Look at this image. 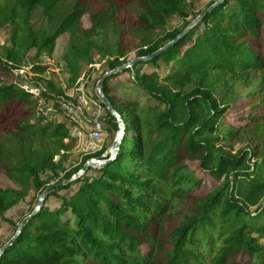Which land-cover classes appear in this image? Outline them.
Masks as SVG:
<instances>
[{"label":"trees","instance_id":"trees-1","mask_svg":"<svg viewBox=\"0 0 264 264\" xmlns=\"http://www.w3.org/2000/svg\"><path fill=\"white\" fill-rule=\"evenodd\" d=\"M220 1L167 51L106 79L105 95L126 126L116 157L57 188L50 197L60 208L32 209L9 244L21 223L5 214L32 190L40 198L51 187L42 173H55L61 184L107 150L67 171L75 150L69 127H42L38 99L71 92L98 57L113 71L131 53L133 60L151 56L207 10L189 20L187 0H0V33L7 29L9 43L0 50L1 70L28 71L35 51L28 81H41L49 67L38 57L51 62L70 35L62 57L68 88L51 80L50 92L0 81V171L17 187H0V222L14 229L0 247V264H264V0ZM173 17L182 29L160 37ZM106 37L113 43L102 44ZM127 75L131 87L119 81ZM237 89L242 95L230 99ZM225 127L251 148L228 153L217 136ZM74 186L71 196L59 195ZM184 206L190 213L164 247L157 244L165 218Z\"/></svg>","mask_w":264,"mask_h":264},{"label":"rangeland","instance_id":"rangeland-1","mask_svg":"<svg viewBox=\"0 0 264 264\" xmlns=\"http://www.w3.org/2000/svg\"><path fill=\"white\" fill-rule=\"evenodd\" d=\"M216 1H219V0H187L188 4L190 5V14H191L189 20H192L200 12L207 10L209 6ZM85 24L89 25L88 18H85ZM182 27H183L182 21H180L176 17H173L169 19L168 25L166 26V30L159 31L158 35L160 37H164L167 31L181 30ZM6 33H7V29H5L4 31L0 33V50L3 46L9 45L6 39ZM69 37L70 35L68 34V35L63 36L60 39L56 52L53 55V59L51 62L48 61L47 57H45L44 55L38 57L37 64H40V65L48 64V67H49L47 73L40 76L41 81L33 82V83H30V81H28V79H31V77H34V74L30 73L29 70L33 66L32 60L36 57L35 51L30 52L29 55L27 56L26 68L29 72L24 71L23 73L13 74V73H9V72H6L0 69V81L5 82L7 84L14 83V84H17L18 86L28 87L33 90H40L41 88H45L47 92H50L48 80H51L62 88H68L69 87L68 71L62 61V57L64 55V52L67 49ZM101 43L102 44H105V43L112 44L113 39L111 37H106L102 40ZM128 57L130 60H133L135 58V53L129 54ZM144 70L147 71L148 69L144 68ZM108 72L110 71H109L107 59H102L101 57H98L96 59V64L93 66V70L91 71V74L83 76L85 77V79L88 80L87 87L90 90V92H92V94H95L97 84L101 80L102 76ZM119 81L124 83L125 86L130 85L131 87L132 85V78L129 75L122 77ZM130 87H127V90H129ZM128 92L129 91H127V93ZM222 94L223 93H221V95ZM221 95L218 94L217 98L220 99ZM241 95H242L241 89H237V91L231 94L229 98L234 99V98L240 97ZM36 112H37V116L35 117V119L43 120V124L41 125L42 127H48L49 125L54 124L52 123L53 122L52 115L50 114L40 115L38 110H36ZM225 126L228 127L229 125H225ZM227 127L221 128L219 132L217 133V136H219L220 138L219 140H220L221 146H223L228 153L235 154L239 150L251 148L250 141L240 140L237 137H230V135H228L229 130L227 129ZM112 130H113L112 141H115V138L117 137V133L114 129ZM79 163H80V157L72 154L71 159L67 161L64 168L67 171H69V169H72L73 167H77ZM90 168L93 169L90 172V175H93L95 168L93 167H90ZM63 175L64 173L62 172L61 176ZM78 177H76V179ZM76 179L75 177H73L71 180H66L65 182L59 184V178L55 176V173L50 172V171H46L42 173V180L45 182V184L50 185L51 187L53 186L57 187V186L62 185L59 188H63L69 182H71L72 180H76ZM0 187L17 188L14 182L11 181L9 178H7L6 175H4L2 171H0ZM77 187L78 186H74L70 190H64L60 192L59 195L63 197H69L75 192ZM38 199H39V195L35 193L34 190H32L25 200L20 202L16 207H14L12 210L8 211L5 214V218L13 221L15 224H20L21 220L27 215H29L30 211L36 207ZM44 205H46L48 208L52 210H55V209L60 208L61 201L58 198L49 197L46 200ZM190 211L191 210L189 207L184 206V208L177 209L173 211V213L169 217H166L163 228L160 230L159 235L156 237V241L158 242L157 244H162L164 247V244L167 241V235L169 234V232L175 229L180 224L183 217L186 214L190 213ZM13 235H14L13 227L4 221H1L0 222V247L4 243L8 242L13 237ZM261 243L264 244V240H262ZM157 244L156 246L155 244L154 246L152 245V249L155 250V257H158L159 259H161L160 256H162V254L160 250H157ZM202 252L207 254L208 247L204 246L202 249ZM214 252L215 251H212L210 255L213 254Z\"/></svg>","mask_w":264,"mask_h":264},{"label":"built area","instance_id":"built-area-1","mask_svg":"<svg viewBox=\"0 0 264 264\" xmlns=\"http://www.w3.org/2000/svg\"><path fill=\"white\" fill-rule=\"evenodd\" d=\"M87 84L88 80L82 77L71 92H66L59 99H38V111L40 115H52V123L69 127V135L75 142L74 155L80 157V160L83 157H93L107 149L100 159L102 160L110 156L114 143L113 130L108 123L103 104L96 99V94L90 92ZM40 90L46 91L45 88ZM93 168L96 169L97 166Z\"/></svg>","mask_w":264,"mask_h":264},{"label":"water","instance_id":"water-1","mask_svg":"<svg viewBox=\"0 0 264 264\" xmlns=\"http://www.w3.org/2000/svg\"><path fill=\"white\" fill-rule=\"evenodd\" d=\"M223 1V0H221ZM218 2V3H221ZM218 3L216 5H218ZM214 7V6H213ZM212 8H210L209 10L205 11L204 13H202L198 18H196L173 42L167 44L166 46H164L162 49H160L159 51H157L156 53L152 54L149 57L146 58H138L135 60H131L129 62H127L126 64L120 66L119 68H117L116 70L110 71L108 73H106L101 80L98 82L97 84V88L95 90V94L97 96V98L100 100V102L103 104V106L105 107V109L107 110V112L113 116L115 119H117V124H118V134L117 137L111 147V152H110V159H114L118 153V151L120 150L123 142H124V134L126 132V126H125V122L122 119L121 115L114 109V107L112 106L110 100L107 98V96L105 95L104 92V84L106 79L113 77L119 73H123L125 70L127 69H131L133 68L135 65H137L138 63H145V62H149L153 59H155L157 56L161 55L163 52L167 51L170 47H172L174 44H176L179 40L182 39V37H184L186 35V33L193 28L198 22H200L204 16L211 11ZM106 163H108V160L106 159H102V160H90L86 163L84 169L82 171H80L76 176H80L82 174H84L88 168L93 167V166H97V168L104 166ZM62 186V185H61ZM61 186H53L48 188L47 190H45L43 192V194L40 196L38 203L35 207V212L39 211L45 204L46 200L50 197V195L59 187ZM34 212V213H35ZM34 215V214H33ZM29 216L27 217L20 225L15 237L10 240L9 244L13 243L14 239L21 233L22 229L27 225L28 221L31 219V217L33 216ZM4 249L0 250V257L3 253Z\"/></svg>","mask_w":264,"mask_h":264}]
</instances>
